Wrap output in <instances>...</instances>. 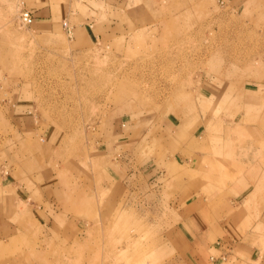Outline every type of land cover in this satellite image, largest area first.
<instances>
[{
  "label": "rangeland",
  "instance_id": "374dc122",
  "mask_svg": "<svg viewBox=\"0 0 264 264\" xmlns=\"http://www.w3.org/2000/svg\"><path fill=\"white\" fill-rule=\"evenodd\" d=\"M259 87L264 0H0V264H184L241 179L264 264Z\"/></svg>",
  "mask_w": 264,
  "mask_h": 264
},
{
  "label": "crops",
  "instance_id": "0c3cea01",
  "mask_svg": "<svg viewBox=\"0 0 264 264\" xmlns=\"http://www.w3.org/2000/svg\"><path fill=\"white\" fill-rule=\"evenodd\" d=\"M257 91L262 93L264 87L257 88ZM245 181L248 180H237L231 190L224 193L225 196H218L201 205L200 207L203 209L198 208L193 213L194 209L191 214H187L185 223L195 232V235L193 234L194 239L196 238V243L199 246L195 245L192 248L188 261H185L184 264H254L258 261L259 256L255 255V251L248 249L242 243V236L236 238L240 224L233 231H228L223 224L227 220H240V213L242 212H240L241 207L238 206H246L253 194L251 192L241 201L237 200L238 197L236 198V196H239L244 190ZM215 222L216 224L212 225ZM1 242L4 241L0 240ZM189 257L192 258L193 263Z\"/></svg>",
  "mask_w": 264,
  "mask_h": 264
},
{
  "label": "built area",
  "instance_id": "2783aa9c",
  "mask_svg": "<svg viewBox=\"0 0 264 264\" xmlns=\"http://www.w3.org/2000/svg\"><path fill=\"white\" fill-rule=\"evenodd\" d=\"M32 19L33 17L29 11L24 12L23 17H22L23 24L29 25Z\"/></svg>",
  "mask_w": 264,
  "mask_h": 264
},
{
  "label": "bare ground",
  "instance_id": "6f19581e",
  "mask_svg": "<svg viewBox=\"0 0 264 264\" xmlns=\"http://www.w3.org/2000/svg\"><path fill=\"white\" fill-rule=\"evenodd\" d=\"M24 12H27V10H24V9H23V11L20 12V13L18 14V15H19V17H18L19 24H20L22 27L29 26V25L32 23V21H33V19H32V21L30 22L29 25H25V24H23L22 17H23ZM196 113H197V112H196Z\"/></svg>",
  "mask_w": 264,
  "mask_h": 264
}]
</instances>
